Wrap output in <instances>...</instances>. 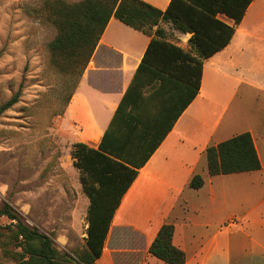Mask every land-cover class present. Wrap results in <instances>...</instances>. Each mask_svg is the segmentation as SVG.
Segmentation results:
<instances>
[{"label":"crops","instance_id":"0c3cea01","mask_svg":"<svg viewBox=\"0 0 264 264\" xmlns=\"http://www.w3.org/2000/svg\"><path fill=\"white\" fill-rule=\"evenodd\" d=\"M143 1L163 11L171 2ZM216 18L234 28V33L225 47L204 60L194 100L192 63L178 52L161 49L152 55L150 64L140 68L151 37L112 17L72 98L55 118L57 140L70 149L75 143L98 148L107 131L108 142L122 154L135 149L144 154L162 139L122 198L98 264H114L117 258L120 264H132L135 254L141 256L137 264H160L149 247L164 224L174 225L173 243L185 252V264L197 260L204 251V239L195 237L190 228L191 220L186 217L190 199L185 192L197 174L204 175L206 185L210 176L207 148L249 132L260 158L252 131L231 133L222 122L234 97L230 93L245 88L264 92V0H254L238 25L223 14ZM160 27L168 43L184 53L192 50L191 33L180 32L171 22H162ZM253 59L260 62L256 65ZM207 77L211 95H203ZM210 193L214 197L212 185ZM148 204L152 212L143 222ZM124 231L142 232L144 245L134 251L122 250ZM125 254L123 259L120 255Z\"/></svg>","mask_w":264,"mask_h":264},{"label":"rangeland","instance_id":"374dc122","mask_svg":"<svg viewBox=\"0 0 264 264\" xmlns=\"http://www.w3.org/2000/svg\"><path fill=\"white\" fill-rule=\"evenodd\" d=\"M47 1L0 0V106L20 91L19 101L0 113V207L8 204L26 225L50 236L59 251L77 258L86 248L90 202L71 149L56 137L55 118L74 86L51 65L49 44L57 30L46 18ZM252 61L257 65L260 59ZM210 83L207 77L203 95L213 94ZM232 94L222 127L255 134L262 170L207 176L203 190L185 192L190 228L204 239L203 253L189 264H264V92L245 88ZM148 205L142 221L152 212ZM10 223L0 218L1 226ZM141 234L124 231L121 249L142 247ZM5 241H0V264H19L4 255ZM134 256L131 263L137 264L141 256Z\"/></svg>","mask_w":264,"mask_h":264},{"label":"trees","instance_id":"16d2710c","mask_svg":"<svg viewBox=\"0 0 264 264\" xmlns=\"http://www.w3.org/2000/svg\"><path fill=\"white\" fill-rule=\"evenodd\" d=\"M253 1L171 0L163 11L143 0H80L76 3L49 0L45 3L46 18L57 30L49 44L51 65L73 81L75 92L107 24L114 17L151 37L140 68L150 64L152 55L161 49L178 52L182 59L192 63L194 100L200 90L204 60L225 47L234 33V28L226 26L216 16L223 14L238 25ZM39 11L43 18V7ZM162 22H171L180 32L191 33L192 50L184 53L179 47L168 43L160 27ZM193 50L197 56L191 55ZM74 92L68 96L67 104ZM19 97L20 91L0 106V113L15 105ZM120 108L116 116L120 114ZM107 137L108 131L98 148L75 143L70 151L73 165L80 172L82 189L90 201L85 250L77 258L68 252L59 251L50 236L26 225L5 204L0 207V218L6 217L11 222L6 226L0 225V241L6 240L5 256L15 259L19 264H98L122 198L137 178L139 169L144 167L162 140L159 139L144 154L135 148L130 154H122L118 148L112 147ZM206 157L211 177L262 170L249 132L208 147ZM203 186L204 179L199 174L189 184L193 190ZM174 231V225H162L149 247V253L165 264H185V252L173 243Z\"/></svg>","mask_w":264,"mask_h":264}]
</instances>
